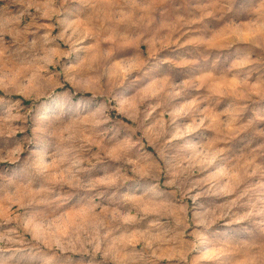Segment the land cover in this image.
Returning <instances> with one entry per match:
<instances>
[{"label":"rangeland","instance_id":"rangeland-1","mask_svg":"<svg viewBox=\"0 0 264 264\" xmlns=\"http://www.w3.org/2000/svg\"><path fill=\"white\" fill-rule=\"evenodd\" d=\"M0 264H264V0H0Z\"/></svg>","mask_w":264,"mask_h":264}]
</instances>
